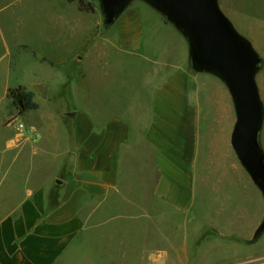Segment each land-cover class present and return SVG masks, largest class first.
<instances>
[{
    "label": "crops",
    "instance_id": "1",
    "mask_svg": "<svg viewBox=\"0 0 264 264\" xmlns=\"http://www.w3.org/2000/svg\"><path fill=\"white\" fill-rule=\"evenodd\" d=\"M66 85L87 104L44 112L40 101ZM19 86L38 109L19 113L9 98ZM236 121L225 83L192 68L184 35L147 2L132 0L106 27L98 7L77 1L0 0V264H72L99 214L112 223L134 207L161 228L199 199V213L224 203L227 227L252 236L264 196L232 146Z\"/></svg>",
    "mask_w": 264,
    "mask_h": 264
},
{
    "label": "rangeland",
    "instance_id": "2",
    "mask_svg": "<svg viewBox=\"0 0 264 264\" xmlns=\"http://www.w3.org/2000/svg\"><path fill=\"white\" fill-rule=\"evenodd\" d=\"M88 1L100 9L99 0ZM218 1L235 29L251 42L262 58L256 82L264 104V0ZM133 61L138 63V60ZM140 64H135L130 70L134 77ZM21 75L26 77L25 74H17L15 78L21 79ZM73 90V85H66L64 92H57L55 98L41 100L42 110L60 114L68 106L78 108L86 105L80 101L75 103ZM59 124L60 119H56L55 126ZM261 143L264 149V124ZM20 170L13 178L18 182L11 181L9 185L11 194L19 192L18 185L22 180ZM39 173L43 177L46 175L42 170ZM201 204L203 202L199 199L191 215L169 213L163 217L161 228H155L154 221L138 214L134 207H130L127 220H122V214L118 212L114 214L112 223H107L108 215L101 213L93 223L95 227L83 237V244L76 256L78 258L72 264H158L154 260L155 254L171 255L167 262L164 259L160 264H264V233L257 239L254 237L255 230L250 237L243 234L244 230L238 234V229L227 227L231 214L225 210L224 203L212 201V205L206 208L209 211L202 214L199 213ZM199 220L202 228H198ZM94 237L98 239L96 245L91 241ZM108 256L113 259L108 260Z\"/></svg>",
    "mask_w": 264,
    "mask_h": 264
},
{
    "label": "water",
    "instance_id": "3",
    "mask_svg": "<svg viewBox=\"0 0 264 264\" xmlns=\"http://www.w3.org/2000/svg\"><path fill=\"white\" fill-rule=\"evenodd\" d=\"M132 0H99L106 27L115 23ZM186 38L192 68L219 77L229 89L237 121L232 146L264 196V104L256 82L262 58L222 11L218 0H143ZM58 184L61 180H56ZM264 233V218L255 239Z\"/></svg>",
    "mask_w": 264,
    "mask_h": 264
},
{
    "label": "trees",
    "instance_id": "4",
    "mask_svg": "<svg viewBox=\"0 0 264 264\" xmlns=\"http://www.w3.org/2000/svg\"><path fill=\"white\" fill-rule=\"evenodd\" d=\"M77 1L79 8L82 11L94 12L95 5L93 2L88 0H70ZM9 98L13 99L14 105L17 107L20 114H25L28 111L36 110L39 108V105L34 100V93L27 91L25 87L19 86L15 89L9 90Z\"/></svg>",
    "mask_w": 264,
    "mask_h": 264
},
{
    "label": "built area",
    "instance_id": "5",
    "mask_svg": "<svg viewBox=\"0 0 264 264\" xmlns=\"http://www.w3.org/2000/svg\"><path fill=\"white\" fill-rule=\"evenodd\" d=\"M17 129L21 132H26V134L32 139L37 140L39 137V132L34 126H27L23 122L17 124Z\"/></svg>",
    "mask_w": 264,
    "mask_h": 264
}]
</instances>
